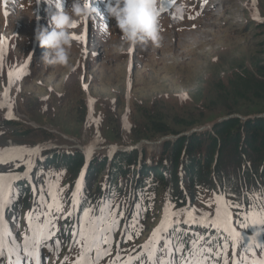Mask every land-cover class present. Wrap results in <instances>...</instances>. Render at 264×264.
Masks as SVG:
<instances>
[{
  "label": "rangeland",
  "instance_id": "1",
  "mask_svg": "<svg viewBox=\"0 0 264 264\" xmlns=\"http://www.w3.org/2000/svg\"><path fill=\"white\" fill-rule=\"evenodd\" d=\"M40 4L39 8L45 6L43 2ZM181 4L189 10L183 20L177 22L173 16L162 15L164 41L161 48L151 45L137 47L129 55L127 45H124L122 52L118 37L122 33H118L115 20L96 16L88 20L86 40L83 23L73 29L82 42L74 43L69 66L55 69L44 66L43 58L47 50L41 49L38 43L35 55H29L34 39L32 32L36 26L33 15L38 7L36 0H26L24 12L12 13L10 17L15 18L7 28L0 16V36L9 37L18 32L20 37L14 41L16 45L9 50L6 60L3 55L7 50L0 48V87L4 86V82L8 86L10 81L9 70L3 68L4 61L12 72L18 61L21 63L27 57L34 58L32 77L24 79L20 90L9 99L5 95L0 96V104L4 105L0 108V152L11 153L5 156V162L0 163V176L15 177L14 182L19 186H11L8 195L9 201L15 202V208L9 211L6 227L12 247L21 248L16 250L17 253H26L34 238V230H42L45 234L51 230L47 246L40 248L42 252L52 253L45 264H77L78 260H83V264H97V261L99 264H180L182 255L189 256L182 257L183 264H188L198 259L193 245L196 248L201 246L203 255L211 250L204 240L195 241L194 236L201 235L203 229L204 232L209 229L222 231V236L229 235L234 243L232 248L221 246V251L217 250L206 264H232L234 261L254 264V260L264 253V224L257 223L254 230H245L240 238H235L230 219L220 211L226 205L225 197L220 195L224 193L229 201H233L231 206L241 219V225L245 227L248 221L249 226L250 219L246 221L239 213L245 206L243 198L248 193L258 194L256 189H251L257 186L256 183H248V190H240L238 197L231 196L225 186H220L221 191L216 188L212 191L198 190L192 198L191 209L175 205L167 192L155 191V187L162 184L158 175H167V171L160 166L165 162L162 157L168 151L164 148V141L173 143L193 134L206 135L208 140L213 127L219 122L227 119H239L241 122L264 119V99L255 96V84L250 80L264 82V76L258 72L264 67V0H184L178 6ZM43 21L44 18L40 24ZM86 45L91 46L85 49ZM7 58L11 62H7ZM21 76L19 72L17 77ZM238 92L244 96L239 97ZM86 101L90 115L83 121L80 115L86 109ZM229 113L234 114L230 116ZM9 116L14 117L12 123L15 124L6 123ZM151 120L163 121L171 126L179 132L172 135L177 139L167 136L170 139L166 140V137L156 135L160 140L150 142L140 138L137 144L132 145V139L148 133ZM195 122L197 125L192 126ZM189 126L192 127L189 129ZM17 145L39 150L38 153L55 149L59 152L47 158L49 171L44 174V181L57 179L55 188L58 192L48 200L39 194L38 204L26 209L16 205L21 200L17 195L21 190L34 187L31 182V174L35 171L31 168L34 153L29 155L24 154L29 153L28 150L23 153L10 149ZM90 149L91 155L88 154ZM139 149L142 153L137 162L129 166L133 173L127 177L120 174L118 181L121 188L134 184V190L126 195L121 193L114 204L104 200L100 203L102 210L99 214L93 212L96 206L83 208L80 204L83 197L98 196L100 193L109 197L111 188L117 186L111 180L116 155ZM76 151L82 152L84 157L82 166L74 173L70 170L75 169L72 155ZM256 152L255 156L252 152L248 160H242L239 167L235 165L226 169L228 173L234 171L229 181L242 175L248 178L253 171L262 172L260 155L264 152L259 149ZM59 154L62 155L61 164L57 166L55 161H59ZM107 156H111L112 162L102 168V161ZM184 167H179L178 177L182 188L188 187L182 182L187 179V175L182 173ZM149 171L156 175L155 184L156 179L152 175L142 178ZM147 178L151 179L153 187L146 190L157 199L156 203L142 218L138 217L139 210L136 212L133 224L129 226L138 225L140 233L126 237V225L121 221H128L131 203L139 205L136 190L143 186ZM7 183L8 180L5 181ZM58 205L62 211L54 210ZM127 205L129 212L119 214V210ZM169 206V230H185L186 246L177 247L178 242L163 231L154 239V233L164 226ZM189 211L193 216L192 222L188 216L181 215ZM29 217L32 218L31 228ZM67 218L77 224L60 236ZM114 220L119 229L109 232ZM82 235H87L89 239H81ZM105 240L110 242L105 243ZM149 257L151 260L147 262ZM200 259H206V256Z\"/></svg>",
  "mask_w": 264,
  "mask_h": 264
},
{
  "label": "trees",
  "instance_id": "2",
  "mask_svg": "<svg viewBox=\"0 0 264 264\" xmlns=\"http://www.w3.org/2000/svg\"><path fill=\"white\" fill-rule=\"evenodd\" d=\"M258 72L261 73L262 76H264V67L259 68ZM246 77L247 76L243 78ZM250 80H253V84H255V96L257 98L264 99V82L257 81L258 79ZM237 95L239 97L244 96L240 92H238ZM233 114L234 113H229L228 115L231 116ZM218 116L220 117V114H218ZM80 117L83 121L86 119V109L85 111H83V114L80 115ZM13 124L15 123H12L11 125ZM192 124V126L197 125V122ZM192 126H189V129ZM13 127L17 126L14 125ZM149 128L150 129L147 130L148 133H146L147 135L145 134L144 137L139 136L136 139H132L131 144H137L140 141V138H145L146 140L154 141L156 139L159 140L156 135H160L162 138L169 135H176L179 133L171 129V126L166 125V123H164L163 121L157 122L151 120ZM205 138L206 135L199 136L193 134L191 137H183L173 143L170 141L164 143V148L168 149V151L167 155H164L162 157L165 162L160 164V166L162 167V169H165L167 171V175L157 174L159 176L158 180H160L162 184L155 187L156 193L167 192L174 203L176 202L182 205L187 200V193L189 194L192 200V198L196 196L195 194L198 190H201L202 188L212 189V175L216 176V178L221 180L223 183L229 181L231 179V173L234 171L231 170V172L228 173L229 170L226 171L227 168L235 165L239 167L242 160L245 161L247 157L250 156L249 154L253 152V155L255 156V154H257L256 151H258V149L263 150L264 152V119H253L245 122H241L239 119H229L216 124L212 129V134L210 135L209 139L206 140ZM204 147H206V151H204ZM57 153L59 152H45L41 154L40 160L37 161L38 165L37 170L35 172V176L41 175L42 172L44 177L45 172L49 171V169H47L46 167V163L48 160L47 158L51 154L54 155ZM58 156L59 161H55V163L58 164L57 166L61 164L60 158L62 155L59 154ZM72 156H74L73 158L75 160L73 162V164L75 165V169L70 171L75 173L83 164L82 157H84V154L82 152L76 151L73 152ZM139 156L140 152L138 150L130 151L127 154L116 155L114 160V173H111L112 183L118 185L116 188H119V175L122 174L127 177L128 175L132 174L133 172L129 170L131 169L129 168V166L135 164ZM260 156L262 164L264 165V153H261ZM111 162L112 160L106 157L102 161V168L106 164ZM182 165H185L182 173H185L187 175V179L182 180L183 186L188 184V187L185 188H182V186L179 184L178 178L179 167ZM150 175H152L153 178L156 179L153 182L155 184V182H157V178L153 171H149L146 174L144 173L142 175V178ZM134 176L137 177V174ZM261 178L263 180L264 175H261ZM145 180L146 181L143 186L141 188L138 187L140 188L138 189V195L141 196L139 203L143 207L148 209L150 203H153L154 205L157 199H154L153 194H150L149 192L142 194L145 189L153 187L150 178H147ZM50 183L56 184L57 179L53 178ZM238 184L243 185L242 183ZM133 185L134 184L131 183L129 186L127 185L126 187H124V189L122 190L120 187L119 190L121 192L125 191V194H127L128 192H130L131 189H134ZM95 196L96 195H94V197L85 196V200L87 201H84V203L86 205L88 202H95L93 205H97V210H99L100 206L99 204H96L97 202H99V198L97 199L95 198ZM101 198L102 197H100V199ZM27 204L28 203L26 201L25 205ZM252 214L253 213L251 212V215Z\"/></svg>",
  "mask_w": 264,
  "mask_h": 264
},
{
  "label": "clouds",
  "instance_id": "3",
  "mask_svg": "<svg viewBox=\"0 0 264 264\" xmlns=\"http://www.w3.org/2000/svg\"><path fill=\"white\" fill-rule=\"evenodd\" d=\"M40 3L42 0H36V5ZM43 3L48 5L50 24L49 27H38L35 33L39 47L47 50L43 64L52 69L66 68L69 66L71 49L76 42L73 39L76 36L73 32L76 28L74 26L95 18L99 13L91 6V0H71L68 11L64 10L66 0H55V3L53 0H43ZM162 3L163 0H111L106 11L122 33V52L124 45H127V51L148 45L155 48L163 46ZM188 11L185 4L179 5L175 8L173 19L177 22L183 20ZM35 19L39 21L38 17Z\"/></svg>",
  "mask_w": 264,
  "mask_h": 264
},
{
  "label": "snow or ice",
  "instance_id": "4",
  "mask_svg": "<svg viewBox=\"0 0 264 264\" xmlns=\"http://www.w3.org/2000/svg\"><path fill=\"white\" fill-rule=\"evenodd\" d=\"M166 3H174V0H165ZM5 15H7V13H5ZM77 27V26H74ZM107 29H105L106 31ZM74 40L78 41V42H82L81 38L78 36H74L73 37ZM11 75V74H10ZM90 103H95V101H90ZM4 105L0 104V108H2ZM8 119H14V117L9 116L7 117ZM39 151V150H37ZM91 149L89 150V155H91ZM6 155H11V153L9 154H5L0 152V163L5 162V156ZM15 177L12 178H6L3 176H0V258H4V249H3V240H4V221H3V212L4 209L7 208L10 204V201L8 199V195L11 192V181L15 180ZM8 180L9 183L5 184V181ZM219 203V201H218ZM55 211L59 212L62 211V208L58 205L55 209ZM110 211V209H109ZM181 215H186L189 217V221L192 222L193 221V216L191 211L186 212V213H181ZM219 215V213L217 214ZM170 217H171V206H169V209L167 210L166 214H165V221H164V226L161 229H158L156 233H154V239L158 238L159 235L161 234L162 231L166 230L167 226L169 225V221H170ZM31 220L32 218L29 217V222H30V228H31ZM99 222V221H97ZM85 223H88V220H85ZM116 221L114 220L113 223L111 224V226L109 227L108 231H115L118 230L116 227ZM255 223H259V224H264V220L261 221H255ZM52 232L51 230L47 231V234L44 233V231L42 230H34V238L30 241L29 247L26 249V254L35 262V264H40V256H39V252H40V248L41 247H46V242L48 239L51 238ZM81 239L84 240H88L89 237L87 235H82ZM79 242V241H77ZM105 243H108L110 241L105 240ZM57 249L59 247V245L57 244ZM194 248H196V245H193ZM243 250V249H242ZM85 252H87V250H85ZM58 254V252H57ZM110 254V253H109ZM77 264H83V260H78ZM97 264H99V261H97ZM155 264V262H154ZM188 264H206V262L203 261H190L188 262ZM255 264H264V260H259L256 261Z\"/></svg>",
  "mask_w": 264,
  "mask_h": 264
},
{
  "label": "bare ground",
  "instance_id": "5",
  "mask_svg": "<svg viewBox=\"0 0 264 264\" xmlns=\"http://www.w3.org/2000/svg\"><path fill=\"white\" fill-rule=\"evenodd\" d=\"M20 73H21V75L24 74L23 71H21ZM19 147H21V146H18V147H17V146H13V147H11L10 149L15 150V151H19V152H23V153H24V152H27V151H26L27 149H24V148L22 149V147H21V148H19Z\"/></svg>",
  "mask_w": 264,
  "mask_h": 264
}]
</instances>
